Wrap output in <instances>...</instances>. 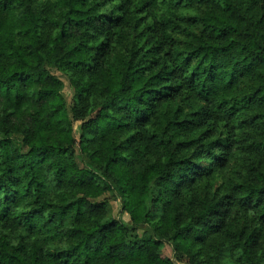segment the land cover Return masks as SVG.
<instances>
[{
	"label": "trees",
	"instance_id": "obj_1",
	"mask_svg": "<svg viewBox=\"0 0 264 264\" xmlns=\"http://www.w3.org/2000/svg\"><path fill=\"white\" fill-rule=\"evenodd\" d=\"M178 261L264 264V0H0V264Z\"/></svg>",
	"mask_w": 264,
	"mask_h": 264
},
{
	"label": "rangeland",
	"instance_id": "obj_2",
	"mask_svg": "<svg viewBox=\"0 0 264 264\" xmlns=\"http://www.w3.org/2000/svg\"><path fill=\"white\" fill-rule=\"evenodd\" d=\"M64 81H65V84L68 85L65 79ZM222 174L223 175L218 178L220 179L218 183H221L222 180H227V181L229 180V173L226 172V169L222 171ZM109 205L111 209L110 210L111 217L119 219L122 223H124L127 226L131 225L130 215L121 211L120 202L118 200L111 199L109 202ZM143 234H144V229H140L138 231L130 230L128 231V238L131 239L134 236H137V235L142 236ZM162 254L164 257H173L174 255H173V250H172L171 245L165 244V246L163 247ZM178 262L179 264H185L184 262H181V261H178Z\"/></svg>",
	"mask_w": 264,
	"mask_h": 264
}]
</instances>
